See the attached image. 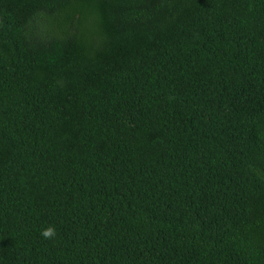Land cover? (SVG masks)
<instances>
[{
	"label": "trees",
	"instance_id": "1",
	"mask_svg": "<svg viewBox=\"0 0 264 264\" xmlns=\"http://www.w3.org/2000/svg\"><path fill=\"white\" fill-rule=\"evenodd\" d=\"M0 264H264V0H0Z\"/></svg>",
	"mask_w": 264,
	"mask_h": 264
},
{
	"label": "clouds",
	"instance_id": "2",
	"mask_svg": "<svg viewBox=\"0 0 264 264\" xmlns=\"http://www.w3.org/2000/svg\"><path fill=\"white\" fill-rule=\"evenodd\" d=\"M57 235L56 229L52 226H49L41 231V236L45 240L55 239Z\"/></svg>",
	"mask_w": 264,
	"mask_h": 264
}]
</instances>
